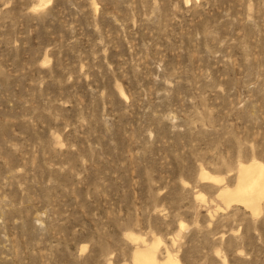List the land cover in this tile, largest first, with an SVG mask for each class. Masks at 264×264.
<instances>
[{
  "label": "rangeland",
  "instance_id": "rangeland-1",
  "mask_svg": "<svg viewBox=\"0 0 264 264\" xmlns=\"http://www.w3.org/2000/svg\"><path fill=\"white\" fill-rule=\"evenodd\" d=\"M253 163L264 0H0V264H264Z\"/></svg>",
  "mask_w": 264,
  "mask_h": 264
},
{
  "label": "bare ground",
  "instance_id": "bare-ground-1",
  "mask_svg": "<svg viewBox=\"0 0 264 264\" xmlns=\"http://www.w3.org/2000/svg\"><path fill=\"white\" fill-rule=\"evenodd\" d=\"M236 186L237 187L234 188L236 190H228V192H225V190L227 191V189L223 190V192H225L224 197L232 200L234 199L235 201H240L242 203H245L248 207L256 209L257 200H259L258 196H262V194H264L257 193L260 190L264 192L263 167L255 163L241 167L239 181ZM139 264H156V260L151 256H147L145 260H141ZM169 264L172 263L169 262Z\"/></svg>",
  "mask_w": 264,
  "mask_h": 264
}]
</instances>
